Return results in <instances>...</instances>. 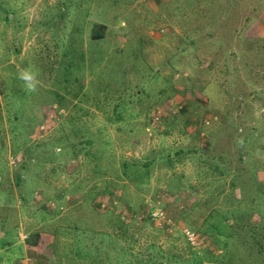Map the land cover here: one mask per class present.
<instances>
[{"label": "rangeland", "instance_id": "374dc122", "mask_svg": "<svg viewBox=\"0 0 264 264\" xmlns=\"http://www.w3.org/2000/svg\"><path fill=\"white\" fill-rule=\"evenodd\" d=\"M0 264H264V0H0Z\"/></svg>", "mask_w": 264, "mask_h": 264}, {"label": "clouds", "instance_id": "9594fccd", "mask_svg": "<svg viewBox=\"0 0 264 264\" xmlns=\"http://www.w3.org/2000/svg\"><path fill=\"white\" fill-rule=\"evenodd\" d=\"M38 70H33L31 67L21 69L18 73V79L23 82L25 90L29 93H35L38 91L39 86H41V81L38 79ZM241 146L243 141H240Z\"/></svg>", "mask_w": 264, "mask_h": 264}, {"label": "trees", "instance_id": "16d2710c", "mask_svg": "<svg viewBox=\"0 0 264 264\" xmlns=\"http://www.w3.org/2000/svg\"><path fill=\"white\" fill-rule=\"evenodd\" d=\"M105 36V29L102 28V26H100L99 24H95L93 25V28H92V39L95 40V41H99V40H102ZM169 156H167L168 158ZM261 195V194H259ZM233 214L235 215V213L233 212ZM229 217V216H228ZM234 218L238 219L237 216H233ZM229 219H227L226 217L223 218L222 221H220L218 223L217 226H214L212 229L213 230H219V234L220 232L225 228V227H228V224L227 221ZM231 227V226H229Z\"/></svg>", "mask_w": 264, "mask_h": 264}, {"label": "built area", "instance_id": "2783aa9c", "mask_svg": "<svg viewBox=\"0 0 264 264\" xmlns=\"http://www.w3.org/2000/svg\"><path fill=\"white\" fill-rule=\"evenodd\" d=\"M154 217L162 219L164 218V214L158 210L157 213L154 214ZM183 232L191 245L198 246V237L194 232H191L188 229H184Z\"/></svg>", "mask_w": 264, "mask_h": 264}]
</instances>
